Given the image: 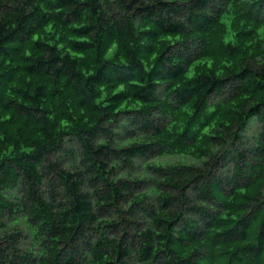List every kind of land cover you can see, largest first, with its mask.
Returning a JSON list of instances; mask_svg holds the SVG:
<instances>
[{
    "label": "trees",
    "instance_id": "1",
    "mask_svg": "<svg viewBox=\"0 0 264 264\" xmlns=\"http://www.w3.org/2000/svg\"><path fill=\"white\" fill-rule=\"evenodd\" d=\"M5 125L7 264H264V0H0Z\"/></svg>",
    "mask_w": 264,
    "mask_h": 264
},
{
    "label": "clouds",
    "instance_id": "2",
    "mask_svg": "<svg viewBox=\"0 0 264 264\" xmlns=\"http://www.w3.org/2000/svg\"><path fill=\"white\" fill-rule=\"evenodd\" d=\"M9 137H11V140H9ZM24 139H26V137L18 135L15 128L11 126L5 125L0 127V149L7 150L5 154L17 155V141L22 143ZM45 143H47V141H45ZM13 195H15V193H13ZM23 223L22 220L12 222L7 216L0 218V242L7 241V243L11 244V240L8 238L14 237V234L17 232L25 231ZM35 231V229H32L33 233H35ZM29 240L31 242L29 251H32L35 255H46L49 259H54L50 246L45 248L39 237H36L34 240L32 237H29ZM2 246L3 244H0V247ZM42 248H44L43 252L41 251ZM14 250V246L7 249L8 252H14ZM11 259L12 257L8 256L7 253L0 255V264H7V261Z\"/></svg>",
    "mask_w": 264,
    "mask_h": 264
},
{
    "label": "rangeland",
    "instance_id": "3",
    "mask_svg": "<svg viewBox=\"0 0 264 264\" xmlns=\"http://www.w3.org/2000/svg\"><path fill=\"white\" fill-rule=\"evenodd\" d=\"M252 124H253V126H255V123H254V122H253ZM253 130H254V129H253ZM247 133H248V132H247Z\"/></svg>",
    "mask_w": 264,
    "mask_h": 264
}]
</instances>
